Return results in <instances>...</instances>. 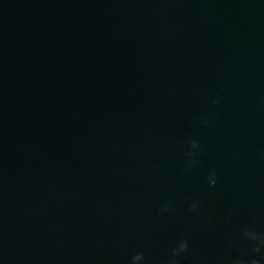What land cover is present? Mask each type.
<instances>
[{
  "label": "water",
  "instance_id": "water-1",
  "mask_svg": "<svg viewBox=\"0 0 264 264\" xmlns=\"http://www.w3.org/2000/svg\"><path fill=\"white\" fill-rule=\"evenodd\" d=\"M253 260L264 0H0V264Z\"/></svg>",
  "mask_w": 264,
  "mask_h": 264
},
{
  "label": "clouds",
  "instance_id": "clouds-1",
  "mask_svg": "<svg viewBox=\"0 0 264 264\" xmlns=\"http://www.w3.org/2000/svg\"><path fill=\"white\" fill-rule=\"evenodd\" d=\"M168 205L167 204H164L163 206H162V211H164V212H167L168 211ZM184 248H185V245L183 244V243H181L180 245H179V251L180 252H182L183 250H184ZM134 259H136V260H138V259H140V257L139 256H137V257H135ZM250 264H258V262L257 261H255V260H253V261H251L250 262Z\"/></svg>",
  "mask_w": 264,
  "mask_h": 264
}]
</instances>
